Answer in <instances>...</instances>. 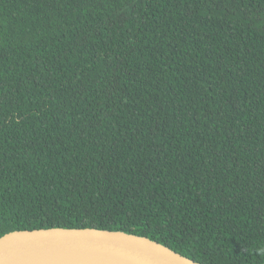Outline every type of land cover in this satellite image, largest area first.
Wrapping results in <instances>:
<instances>
[{
	"label": "trees",
	"instance_id": "1",
	"mask_svg": "<svg viewBox=\"0 0 264 264\" xmlns=\"http://www.w3.org/2000/svg\"><path fill=\"white\" fill-rule=\"evenodd\" d=\"M51 228L264 264V0H0V238Z\"/></svg>",
	"mask_w": 264,
	"mask_h": 264
},
{
	"label": "water",
	"instance_id": "2",
	"mask_svg": "<svg viewBox=\"0 0 264 264\" xmlns=\"http://www.w3.org/2000/svg\"><path fill=\"white\" fill-rule=\"evenodd\" d=\"M63 256L116 264H199L159 242L121 231L51 228L16 231L0 238V264Z\"/></svg>",
	"mask_w": 264,
	"mask_h": 264
},
{
	"label": "bare ground",
	"instance_id": "3",
	"mask_svg": "<svg viewBox=\"0 0 264 264\" xmlns=\"http://www.w3.org/2000/svg\"><path fill=\"white\" fill-rule=\"evenodd\" d=\"M22 264H116L112 262H103L97 259L84 257H55L49 259L34 260L32 262H23Z\"/></svg>",
	"mask_w": 264,
	"mask_h": 264
}]
</instances>
